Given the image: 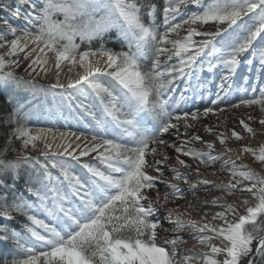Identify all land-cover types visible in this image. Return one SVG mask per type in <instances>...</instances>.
Returning a JSON list of instances; mask_svg holds the SVG:
<instances>
[{
	"label": "snow or ice",
	"instance_id": "obj_1",
	"mask_svg": "<svg viewBox=\"0 0 264 264\" xmlns=\"http://www.w3.org/2000/svg\"><path fill=\"white\" fill-rule=\"evenodd\" d=\"M23 2L24 26L0 32V87L50 97L57 110L78 111L93 123L90 135L34 129L27 123L33 109L8 97L13 111L0 148V219L18 215L26 223L19 231L0 224V241L14 245L0 264H264V144H229L244 140L243 132L255 137L256 129L240 119L241 131L206 126L215 139H183L192 122L223 112L224 102L264 113V86L254 87L239 72L246 68L264 85V0H164L160 24L156 5L142 0ZM11 14L21 18L20 5ZM112 31L127 51L91 46ZM77 39L88 47L82 50ZM25 61L30 79L17 73ZM53 70L54 82H36ZM205 71L216 79L201 77ZM180 84V100L189 91L203 99L209 84L215 98L202 111L182 109L179 101L169 103ZM258 122L264 129V118ZM195 142L203 147H192ZM9 151L14 159L5 158ZM88 156L98 163L84 162L76 174L72 162ZM25 165L31 173L21 192ZM182 184L193 197L201 190L221 194L188 201ZM236 195L239 201L227 199ZM161 212L171 228L163 227Z\"/></svg>",
	"mask_w": 264,
	"mask_h": 264
},
{
	"label": "bare ground",
	"instance_id": "obj_2",
	"mask_svg": "<svg viewBox=\"0 0 264 264\" xmlns=\"http://www.w3.org/2000/svg\"><path fill=\"white\" fill-rule=\"evenodd\" d=\"M16 2V6L20 5V11H21V18H16L12 15V18L10 20V22H8L7 25H5V27L7 28L9 25L12 27H16L17 29L21 28L22 26H24L25 21L22 18L24 11L28 8V5L25 4L23 2V0H15ZM195 10V9H193ZM210 30V29H209ZM184 33H182L181 35H183ZM248 54H245V56H247ZM164 58L162 57V60ZM258 66V65H257ZM239 72L241 74H248L249 72L247 71L246 68H241L239 70ZM67 73V69L65 68L64 72L61 74V79L65 78V74ZM200 75L202 76H209L211 75L210 73H207V71H205L204 73H200ZM54 70L52 73H49V75L45 78L43 76H39L36 77V82L37 83H42V84H49L54 82ZM184 90V86L183 84H180L178 87L175 88L174 90V94H170L171 95V99L169 100L170 102L172 101H177L178 98L180 97V93ZM201 91L203 92V99L201 98L200 95H193L190 91L189 92H185V96L186 99L185 100H180V108L185 109V110H195L197 107L200 108V110H203V107L206 106L208 104V102L212 99H214L213 97V91L212 88H206V89H201ZM245 93L241 90L238 91L237 93L233 94V96H231L229 99L231 100V102H237V96H243ZM187 101V102H186ZM189 101V103H188ZM187 103V104H186ZM220 108L224 109L223 112H217L216 114H209L207 117H201V119L198 122H192V127L191 129H189V134H193V135H200L201 137L204 138V140H213L215 139V137L213 135L208 134L207 132H205V127L206 126H212L215 128V130L217 131H229L232 129H235L236 131H241L242 130V126L239 124V120L240 119H245L247 122L250 123V126H252L254 129H256L257 131V135L255 137H249V134L246 132H243L242 135L245 137L244 140L237 142L234 139L229 141V144L231 147L233 148H239L242 145H251L252 147H259L260 144H264V129H261V126L259 124V119L264 118V115L262 116H257L254 113L253 108H249L246 106H241L239 108H232L230 106L229 103L224 102L221 103L219 105ZM180 109H177V112H179ZM251 116L252 119L248 120V117ZM37 128H41V127H37ZM57 128V127H55ZM35 129V128H34ZM60 131H74L70 129H65L62 130L61 128H58ZM86 134V133H85ZM89 135V134H86ZM165 139L170 140L172 138L171 134H166ZM184 139V137H183ZM217 148H220V145L217 142ZM91 156L85 157V158H89ZM189 163H193L191 161L190 158L186 159ZM174 161V160H172ZM246 163H248L250 166L256 168L258 171H260V166L257 163H253V158L248 157L245 160ZM213 169H209L208 171L211 172ZM168 175H170V173H167ZM194 174V173H193ZM224 175L226 174H221L217 177H212V179H216L217 181L221 180L224 178ZM161 191L164 190V186L161 185ZM181 187L184 189V191L187 194V200L188 201H192L196 198L203 200L205 198H212L215 197L217 195H220L221 193L217 192L216 190L212 189L210 191H199L197 192V196L193 197L191 190L188 189L187 185H181ZM203 187V186H202ZM209 188H211V186H208ZM227 199L231 202V201H239L241 199V197L239 195L236 196H231V197H227ZM177 205L181 206L182 208L186 205V201L185 200H178L177 201ZM170 207H174L176 205H169ZM205 210L207 211H214L215 209L211 208V206H208L207 208H205ZM243 207H240V211L243 212ZM193 216L195 218H199L197 216V214L195 212H193ZM160 219L164 222L163 223V227L164 228H171V225L167 223L166 220H164V214L163 212L160 213ZM217 223H220L219 221H217ZM163 235V234H161ZM181 235L185 236V238L188 237L189 233L185 232V233H181ZM194 243V241H189L188 246L190 247L192 244Z\"/></svg>",
	"mask_w": 264,
	"mask_h": 264
},
{
	"label": "rangeland",
	"instance_id": "obj_3",
	"mask_svg": "<svg viewBox=\"0 0 264 264\" xmlns=\"http://www.w3.org/2000/svg\"><path fill=\"white\" fill-rule=\"evenodd\" d=\"M163 3H164V0H163ZM16 7L17 6H16L15 0H12V6H10V7L8 5L5 6V10L7 12V19H4L0 23V26H1V28L4 31L7 30V28L5 27L4 21L7 20V22H10V20L12 18L11 9H15ZM162 7H163V5H162ZM147 22H148V17H147ZM156 23L157 24L162 23V15H161V13H160V15L157 16ZM205 27L210 29V30H215L211 26H205ZM26 64H27V61L23 62L21 64V67L19 69H17V73H18V75L23 76L25 79H30V77L24 71V68L26 67ZM247 76H248V82H250L254 87L259 88V87L264 86V85H262L259 82L257 76L254 75L253 73L249 72L247 74ZM201 77L207 78L208 80H215L216 79V77H214L212 75H209V76H203L202 75ZM234 79H236L239 83H241V85L243 87L247 86V84L244 81L240 80V76L239 75L237 77H234ZM38 84L45 85V84H42V83H38ZM208 88H211L210 84H209ZM213 96H214V94H213ZM213 98H215V97H213ZM50 99H51L50 97L49 98H45V97L43 98V96L39 95V94L33 95L32 91H30L29 99H28L27 102H25V104L28 107L33 109V113H34L32 115V117L30 118L32 120V126H30V127H32V128H37V127H57V128H61L62 130H64L63 128H65V129H70L71 128V130H74V131H84L86 134H89V135L91 134V129H92V123L93 122L90 121V118L81 117L79 112L75 111V110L71 111V113H70L69 110L66 107L57 110L55 108V105L49 102ZM177 101L180 102V97L178 98ZM85 102L87 103L88 101H85ZM169 103H172V102L169 101ZM188 103H189V101H188ZM252 108L254 110V113L257 116L264 115V113H261V111L259 110L258 106H253ZM51 111H57V115H55V116L50 115ZM78 120H79V123L77 122ZM146 123H147L148 127H151L152 124L155 123V122L152 121L151 118H148ZM192 135L193 134H189L188 136H185L184 139H190V137ZM174 140H175V137L172 136V138L169 141L172 142ZM192 147L200 149V148L203 147V145L200 142H195V143H193ZM166 152L169 155V157L172 158V160L175 159L176 153H175V151L172 148L166 149ZM33 155H36V153H33ZM181 158L187 159V157H181ZM84 162L98 163L97 161H95L93 159V156H91L89 158L82 157L80 163L72 162L76 174H78V175L81 174V172H82V163H84ZM25 195H28V194L26 193ZM41 218H43V216H41ZM12 221L15 224V226L17 227L18 231L21 230L23 228L24 223H26V219L24 217L18 216V215L16 216V219H14Z\"/></svg>",
	"mask_w": 264,
	"mask_h": 264
},
{
	"label": "trees",
	"instance_id": "obj_4",
	"mask_svg": "<svg viewBox=\"0 0 264 264\" xmlns=\"http://www.w3.org/2000/svg\"><path fill=\"white\" fill-rule=\"evenodd\" d=\"M142 2L147 5L148 3L155 4L158 13L157 16L160 15L162 11L163 0H142ZM12 6V0H0V23L7 19V13L5 10V6ZM145 21L147 22V17L145 16ZM4 30L0 26V32ZM77 44H80L82 50L88 47L87 42L81 43L79 39L76 41ZM101 44L105 45L108 48L115 49L117 51H127V47L122 45V42L117 39V33L115 31L110 32L106 35L102 40H94L92 42V47L97 48ZM18 91V92H17ZM30 95V91L26 89H14L11 86L8 87H0V148H2L6 143V136L10 131L11 125L8 123V117L10 113L13 111V105L8 103V97L12 96L16 101L20 103H25L28 101ZM44 98V97H43ZM28 126H32V120L29 119L27 121ZM13 147L19 149L20 144L19 141H14ZM16 153L13 151H9L6 153V159H14ZM31 170L28 168L27 165L21 168V179L19 180L18 184L20 187L21 192H23L24 188L28 187L29 185L26 184V181L29 178ZM35 183V181H33ZM19 194V193H18ZM26 194L25 192L23 193ZM11 199V198H10ZM7 223L9 228L16 229L17 227L13 223V221H4L0 219V224ZM14 252V245L11 241L5 243L0 241V258L8 257L10 253Z\"/></svg>",
	"mask_w": 264,
	"mask_h": 264
}]
</instances>
